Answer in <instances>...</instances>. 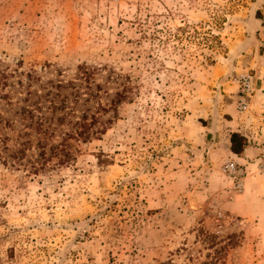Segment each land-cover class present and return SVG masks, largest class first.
Listing matches in <instances>:
<instances>
[{
    "label": "rangeland",
    "instance_id": "1",
    "mask_svg": "<svg viewBox=\"0 0 264 264\" xmlns=\"http://www.w3.org/2000/svg\"><path fill=\"white\" fill-rule=\"evenodd\" d=\"M262 25L264 0H0V264H264V151L227 144L263 111L236 82Z\"/></svg>",
    "mask_w": 264,
    "mask_h": 264
},
{
    "label": "crops",
    "instance_id": "2",
    "mask_svg": "<svg viewBox=\"0 0 264 264\" xmlns=\"http://www.w3.org/2000/svg\"><path fill=\"white\" fill-rule=\"evenodd\" d=\"M263 47V48H262ZM255 56L251 58L244 66L243 72L241 74H248L251 70L253 75V93L251 94L249 101V106L252 109V106L256 103L260 104L261 111L260 115H257V118H254L255 114L251 113V110L246 112L237 111L238 113L235 118L227 119L229 125L232 127L230 133H228V149L232 155L236 157V160L241 163L248 165L250 168L253 164L251 160H254L262 154L264 151V26H261L260 36L257 37V44L254 46ZM249 70V71H248ZM239 85V84H238ZM237 99V98H236ZM236 101L230 104L233 113H236ZM236 108V109H235ZM234 116V114H232ZM232 116V117H233ZM241 118V120H239ZM234 133L241 134L246 138L247 142L244 147L241 149L240 153L235 152L232 149V136Z\"/></svg>",
    "mask_w": 264,
    "mask_h": 264
},
{
    "label": "built area",
    "instance_id": "3",
    "mask_svg": "<svg viewBox=\"0 0 264 264\" xmlns=\"http://www.w3.org/2000/svg\"><path fill=\"white\" fill-rule=\"evenodd\" d=\"M236 82L240 85L242 94L240 95L239 101V108L244 110L248 108L249 101L251 94L253 93V75L252 74H240L236 78ZM261 167L264 169V155L261 158ZM245 168L239 166V164L234 160H228L223 165V172L229 175L234 182L236 183L237 187L242 185V178L245 174Z\"/></svg>",
    "mask_w": 264,
    "mask_h": 264
},
{
    "label": "trees",
    "instance_id": "4",
    "mask_svg": "<svg viewBox=\"0 0 264 264\" xmlns=\"http://www.w3.org/2000/svg\"><path fill=\"white\" fill-rule=\"evenodd\" d=\"M119 95V98L116 99V103L117 102H121V100L123 98L126 97V94H124L123 92L121 93H118ZM88 118L85 117L83 122H81L79 124V127H78V133L81 137H84V138H87L90 134H89V130H90V126L92 125V122H88L87 120ZM94 121V118H92ZM232 149L237 152V153H240L241 152V149L244 147V145L246 144L247 140L246 138H244L241 134L239 133H234L233 136H232ZM42 155H45L46 152H44V149L41 148V152H40ZM70 156L69 154H67V157ZM167 263V262H165ZM167 264H172V262H168Z\"/></svg>",
    "mask_w": 264,
    "mask_h": 264
}]
</instances>
